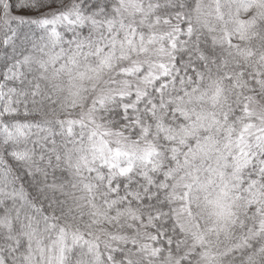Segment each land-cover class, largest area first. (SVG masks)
Segmentation results:
<instances>
[{"label":"snow or ice","instance_id":"1","mask_svg":"<svg viewBox=\"0 0 264 264\" xmlns=\"http://www.w3.org/2000/svg\"><path fill=\"white\" fill-rule=\"evenodd\" d=\"M0 264H264V0H0Z\"/></svg>","mask_w":264,"mask_h":264}]
</instances>
